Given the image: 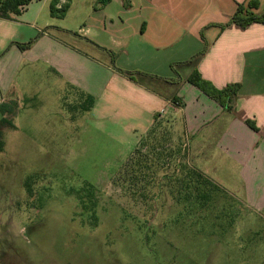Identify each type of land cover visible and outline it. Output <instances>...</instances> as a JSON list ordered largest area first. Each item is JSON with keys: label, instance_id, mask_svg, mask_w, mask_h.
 Wrapping results in <instances>:
<instances>
[{"label": "rangeland", "instance_id": "374dc122", "mask_svg": "<svg viewBox=\"0 0 264 264\" xmlns=\"http://www.w3.org/2000/svg\"><path fill=\"white\" fill-rule=\"evenodd\" d=\"M77 9L75 1L66 19L51 20L79 33L84 16ZM37 41L12 50L0 43V103L13 99L19 110L3 129L0 152V264H264V209L247 205L232 162L209 154L218 160L209 181L219 192L202 206L190 190L169 184L158 197L157 187H148L146 198L130 181L146 138L135 143L146 129L143 113L102 111L104 103L78 119L85 100L56 77L53 60L30 62L31 55L53 56ZM162 121L174 147L183 141L187 165L200 169L192 157L198 142L186 137L182 116L167 113Z\"/></svg>", "mask_w": 264, "mask_h": 264}, {"label": "crops", "instance_id": "0c3cea01", "mask_svg": "<svg viewBox=\"0 0 264 264\" xmlns=\"http://www.w3.org/2000/svg\"><path fill=\"white\" fill-rule=\"evenodd\" d=\"M53 1L33 0L14 19L0 17V43L10 44L12 50L38 40L43 52L54 57L31 55L30 62L52 59L56 77L71 92L95 98L78 119L104 103L107 107L102 111L143 113L146 129L135 143L147 136L157 115L180 114L186 137L198 142L196 155H191L198 170L209 178L210 171L218 170L219 157L232 162L247 205L264 209V25L220 27L230 21L239 4L255 1L258 6L251 11L264 14V0H60L59 9L69 4L63 20L72 13L75 1L78 9L73 12L84 16L77 25L79 33L72 34L69 25L52 22L60 19L51 15ZM55 30L65 33L59 36ZM88 54L97 59H88ZM108 61L118 67L103 65ZM196 70L219 89L241 85L231 111L188 82ZM178 75L180 83L168 81ZM169 86L178 87L177 94L165 97L162 92ZM102 95L111 98L101 100ZM132 95L133 99L127 97ZM116 96L121 100L115 102ZM113 102L120 108L113 109ZM209 154L218 160H211Z\"/></svg>", "mask_w": 264, "mask_h": 264}, {"label": "trees", "instance_id": "16d2710c", "mask_svg": "<svg viewBox=\"0 0 264 264\" xmlns=\"http://www.w3.org/2000/svg\"><path fill=\"white\" fill-rule=\"evenodd\" d=\"M33 0H0V17L4 19H14L20 15L25 7H27ZM106 3L108 0H101ZM60 0H54L51 4V15L63 19L69 9V4H64L60 9L57 8ZM255 1L249 4H239L236 13L231 17L227 24L221 25V29L236 24L240 27H248L254 23L264 25V14L259 15L251 11L257 7ZM31 44V43H30ZM30 44H19L21 49L27 48ZM174 83H180L182 78L178 75L174 79H168ZM188 82L200 89L205 95L216 101L223 107L224 110L231 111L234 99L239 94L241 89L240 84H229L223 89L217 88L212 82L204 79L202 75L196 70L188 78ZM84 108L88 111L91 108L92 98L85 97ZM175 102L179 99L174 98ZM18 110V103L15 100L3 102L0 105V111L3 113L4 118L0 122V152L4 150L3 129L8 125L13 126L12 116ZM7 115V116H6ZM10 116V117H9ZM171 119L166 120V125L170 124ZM161 122V115L155 117V124L143 140L142 145L135 152L137 158L133 159L132 172L130 178L132 186L137 187V190L147 192L144 196L149 197L150 190L148 187L154 186L158 189V194L165 184H169L181 193L182 188L190 190L189 197L195 196L196 200L201 203L205 202L208 198H214L219 192L218 186L202 172L196 168L189 167L186 163L187 154L183 147V141H179L177 146L172 145L169 128L163 127ZM170 127V125H169ZM255 128V125L253 124ZM256 129V128H255ZM173 162L176 164L172 174L169 173ZM144 192V193H145ZM202 206V205H201Z\"/></svg>", "mask_w": 264, "mask_h": 264}]
</instances>
